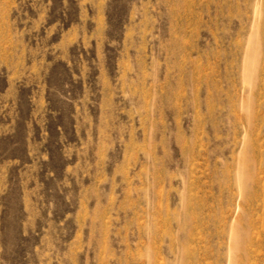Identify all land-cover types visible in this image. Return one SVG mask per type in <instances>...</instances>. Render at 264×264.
<instances>
[{"label":"rangeland","instance_id":"374dc122","mask_svg":"<svg viewBox=\"0 0 264 264\" xmlns=\"http://www.w3.org/2000/svg\"><path fill=\"white\" fill-rule=\"evenodd\" d=\"M260 219L264 0H0V264H237Z\"/></svg>","mask_w":264,"mask_h":264},{"label":"bare ground","instance_id":"6f19581e","mask_svg":"<svg viewBox=\"0 0 264 264\" xmlns=\"http://www.w3.org/2000/svg\"><path fill=\"white\" fill-rule=\"evenodd\" d=\"M262 220H261V225H262ZM255 221H257V220H255ZM249 223H251V222L249 221ZM249 223H247V224L249 225ZM237 230L239 231V229H237ZM245 230H246V228H245ZM234 231H236V229L230 231V238H231V244L230 245L232 246V249L234 250V254H235L234 255L235 259L233 258V260H235L237 264H245L250 258L252 259V255L255 253L254 251L260 247L262 248V245H264V231H263V229H262V231L259 230V228L255 225H252L248 230L245 231V234H243V235H241L238 231H236V232H234ZM252 251H253V254L251 255L250 252H252ZM255 254H257V253H255ZM251 259H250V261H251Z\"/></svg>","mask_w":264,"mask_h":264}]
</instances>
